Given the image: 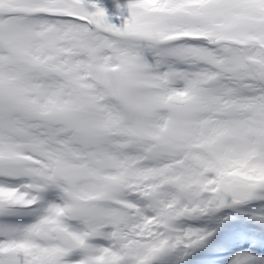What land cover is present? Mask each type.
I'll use <instances>...</instances> for the list:
<instances>
[{
  "label": "snow or ice",
  "instance_id": "snow-or-ice-1",
  "mask_svg": "<svg viewBox=\"0 0 264 264\" xmlns=\"http://www.w3.org/2000/svg\"><path fill=\"white\" fill-rule=\"evenodd\" d=\"M126 9L0 0V264H153L210 235L179 218L264 199V0Z\"/></svg>",
  "mask_w": 264,
  "mask_h": 264
},
{
  "label": "rangeland",
  "instance_id": "rangeland-1",
  "mask_svg": "<svg viewBox=\"0 0 264 264\" xmlns=\"http://www.w3.org/2000/svg\"><path fill=\"white\" fill-rule=\"evenodd\" d=\"M106 1L108 0H98L100 5L105 6V7H110L108 4H106ZM114 3L117 0H111ZM111 13L110 17L112 18V21L114 23H119L120 19H122L123 16L127 15V9L125 7H121L119 5L113 4L111 7ZM48 199H53L55 198L51 192H48ZM218 209H212L209 210L208 212L204 214H196V215H191V216H186L181 218V223L183 224V229L187 228H194V229H199L201 230L202 234L209 232L214 226L218 224H227L229 228V238L228 236L224 239V245L228 248L230 252V256L223 262V264H228V260L236 253L240 252H251L254 255L256 254H261L262 252V244H263V238L259 237L257 232H260L264 235V229L260 226L254 225L253 221L248 219L247 217L239 218L238 220H233L229 218V213H224L221 215L222 219L219 220V222L215 225H213L210 221V215L211 213H215L213 218H218ZM252 225V229L248 231V226ZM201 227V229L199 228ZM237 231V232H236ZM240 234L241 235V240L240 243L237 244L238 240L240 238H236L234 243L233 242V234L234 233ZM231 236V237H230ZM229 239V242L234 245V246H229L227 243V240ZM251 243L255 244L257 246V249L254 250L251 248ZM193 249V246L191 247H184L179 246L176 249H173L174 253H178L180 255L181 253L184 252H191Z\"/></svg>",
  "mask_w": 264,
  "mask_h": 264
},
{
  "label": "clouds",
  "instance_id": "clouds-1",
  "mask_svg": "<svg viewBox=\"0 0 264 264\" xmlns=\"http://www.w3.org/2000/svg\"><path fill=\"white\" fill-rule=\"evenodd\" d=\"M97 77L105 89H110L117 96L126 98L130 108L135 107L140 101L141 93L128 86L126 78L119 70L102 68L97 72ZM131 118L133 121H139L142 119V114L140 112H134L131 114Z\"/></svg>",
  "mask_w": 264,
  "mask_h": 264
},
{
  "label": "bare ground",
  "instance_id": "bare-ground-1",
  "mask_svg": "<svg viewBox=\"0 0 264 264\" xmlns=\"http://www.w3.org/2000/svg\"><path fill=\"white\" fill-rule=\"evenodd\" d=\"M263 200H264V199H263ZM263 200H262V201H263ZM199 228L201 229L200 226H199ZM250 229H252V225H251V223H250V225L248 226V231H249ZM236 232H237V231H236ZM236 232L233 234V242H231V243H234V241H235L236 238H240V237H241L240 234H237ZM257 234H258L259 237H262V236H263V234L260 233V232H257ZM228 243H230V242H229V239H228ZM252 247H256V248H257L256 245H252Z\"/></svg>",
  "mask_w": 264,
  "mask_h": 264
},
{
  "label": "water",
  "instance_id": "water-1",
  "mask_svg": "<svg viewBox=\"0 0 264 264\" xmlns=\"http://www.w3.org/2000/svg\"><path fill=\"white\" fill-rule=\"evenodd\" d=\"M242 204H243V203H242ZM242 204H241V203H235V204H233V203H228V204H226L225 206L234 207V206H241Z\"/></svg>",
  "mask_w": 264,
  "mask_h": 264
}]
</instances>
